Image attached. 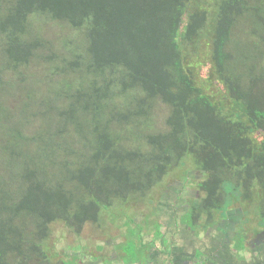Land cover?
I'll use <instances>...</instances> for the list:
<instances>
[{
  "label": "trees",
  "instance_id": "obj_1",
  "mask_svg": "<svg viewBox=\"0 0 264 264\" xmlns=\"http://www.w3.org/2000/svg\"><path fill=\"white\" fill-rule=\"evenodd\" d=\"M187 161L182 221L264 223V0H0V264H51L52 223L112 219Z\"/></svg>",
  "mask_w": 264,
  "mask_h": 264
},
{
  "label": "rangeland",
  "instance_id": "obj_2",
  "mask_svg": "<svg viewBox=\"0 0 264 264\" xmlns=\"http://www.w3.org/2000/svg\"><path fill=\"white\" fill-rule=\"evenodd\" d=\"M162 108V111L158 110L161 116L166 113L164 106ZM258 138L261 139L260 136ZM183 168L189 170L186 177L183 176V170H181ZM197 174L200 177H197ZM200 174L197 168L190 166L187 161L185 166L172 171L162 185L154 187L144 200L134 198L121 209L117 206V209H114V218H104L101 224L87 223L79 234L73 233L62 222L52 223L49 238L44 243L51 264H61V262L66 264H168V261L177 254L180 259L189 258L197 264H252L255 260L263 262L264 236L261 235L257 239L256 232H251L249 226L254 221H249L248 225L241 224L243 222L241 219L244 220V218L241 213L236 214L240 212L241 206L238 201L232 206L230 219L235 220V224L232 232H227L226 253L210 249L216 236L213 230L220 232L223 230L218 224L211 225V229L208 227V232L205 234L204 227H200V224L204 223L207 226V222L202 218L195 227V232L192 233L188 225L181 220L183 213L188 211L193 198L196 197L190 196V193L198 189V182L203 179ZM224 187L225 190L232 191L230 184L225 183ZM202 194L199 190L197 197L200 198ZM229 203L226 202L224 208ZM154 220L158 223V236L152 230ZM145 227L148 231H144ZM130 229L133 234L129 232ZM238 235L242 239L240 248L235 241L236 238L239 240ZM245 238L246 241H244ZM140 243L145 245L142 250L148 245L152 247L149 249L156 250V253L154 252V255L150 252L148 255L147 251L144 256L143 251L141 253L143 259L132 262L135 258L132 251L134 245L135 248L141 249ZM194 248L196 251L206 253L199 256V252H196ZM139 253L137 252L136 255ZM126 254H128L125 257L126 263H123L121 257ZM111 258L116 259L117 263Z\"/></svg>",
  "mask_w": 264,
  "mask_h": 264
},
{
  "label": "flooded vegetation",
  "instance_id": "obj_3",
  "mask_svg": "<svg viewBox=\"0 0 264 264\" xmlns=\"http://www.w3.org/2000/svg\"><path fill=\"white\" fill-rule=\"evenodd\" d=\"M189 173V172H188ZM201 175V177H203L204 178V176H203V174H200ZM184 177H186L187 175H183ZM197 177H200L198 174H197ZM200 182V181H199ZM198 182V183H199ZM199 188L198 189H196V191H194V193L192 192V193H190V196H196L195 198H193V200H195V199H199L198 197H197V195L199 194ZM191 192V191H190ZM201 195V194H200ZM201 197V196H200ZM232 206H234L233 205V203H230V205H228L226 208H224V209H222L220 212H219V214L216 216V219H215V221H211L210 223H208L207 224V226L206 225H204V223L203 224H200V227H204L203 229H204V233L206 234L207 232H208V227H209V229H211L210 228V226L211 225H216V224H218L219 225V228L220 229H223L222 230V232H220L219 230H213V231H215L216 232V236L214 237V239H213V243H212V246L210 247V249H215L216 251H221V252H223V253H226L227 252V248H226V246H227V232H232V227H234V224H235V220H233V219H230V216H231V214H232V211H233V209H232ZM191 208V207H190ZM189 208V209H190ZM188 209V210H189ZM240 212H236V214L237 215H239V213H241V215H243V218H244V220L243 219H241L243 222H241V224L242 223H246V225H248V220L245 218V216H244V212H243V209H242V207L240 206ZM186 213V212H185ZM180 219V218H179ZM205 220H206V218H205ZM187 224V223H186ZM158 223L156 222V220H154L153 221V225H152V230H154V232L157 234L156 236H158L159 234H158ZM188 225V224H187ZM251 229V232L253 233V232H256V236H257V239L258 238H260L261 237V235L262 236H264V223L263 224H259V222H255V223H253L251 226H249ZM188 229H190V232H192V233H194L195 232V228H191L190 227V225H188ZM244 229H246V227H244ZM259 229H262V230H259ZM160 230V229H159ZM141 231H143V227H141ZM144 231H148V228H146L145 227V230ZM223 233H225V234H223ZM142 235H143V233H141ZM222 238V240H221V238ZM217 238V239H216ZM225 238V239H224ZM224 239V240H223ZM256 239V240H257ZM236 241V240H235ZM244 241H246V238L244 239ZM259 243V242H258ZM262 243H264V241L262 242ZM149 244H152V243H149ZM144 245V244H143ZM139 247H141V246H139ZM149 248H152V247H148V245H146V248L145 249H143L142 250V247H141V249H140V253H142L143 251V254H144V256H146V252L148 251V255H149V253L151 252H153V254L155 255V253H156V250L155 251H152L151 249H149ZM255 249L258 251V248L255 246ZM194 250L196 251V248H194ZM198 252H199V256H201L203 253H206V252H203L202 253V251H200V250H197ZM196 251V252H197ZM155 252V253H154ZM258 253V252H257ZM195 254V253H194ZM125 257H127V254L124 256V257H121L122 258V262L123 263H126V260H125ZM135 258H133L134 259V261L133 262H136L137 260H138V257L137 256H134ZM141 257H142V255H141ZM193 257V256H192ZM112 259V258H111ZM143 259V258H142ZM254 259H256V257H254ZM112 261L113 262H115V263H117L116 262V259H112ZM112 262V263H113ZM141 262V261H140ZM191 262H193L192 260H190L189 258L188 259H180V256L177 254V255H175V256H173L169 261H168V264H197V262H193V263H191ZM252 264H264V261L263 262H259V260H255V261H253L252 262Z\"/></svg>",
  "mask_w": 264,
  "mask_h": 264
}]
</instances>
